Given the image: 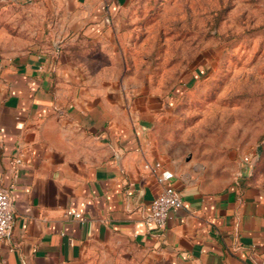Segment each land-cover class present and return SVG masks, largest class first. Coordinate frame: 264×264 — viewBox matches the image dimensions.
I'll return each instance as SVG.
<instances>
[{
	"label": "crops",
	"instance_id": "0c3cea01",
	"mask_svg": "<svg viewBox=\"0 0 264 264\" xmlns=\"http://www.w3.org/2000/svg\"><path fill=\"white\" fill-rule=\"evenodd\" d=\"M133 1L0 0V186L15 210L0 264H264L251 167L224 188L184 181L157 137L179 85L124 75ZM157 162L183 200L163 228L146 220Z\"/></svg>",
	"mask_w": 264,
	"mask_h": 264
},
{
	"label": "rangeland",
	"instance_id": "374dc122",
	"mask_svg": "<svg viewBox=\"0 0 264 264\" xmlns=\"http://www.w3.org/2000/svg\"><path fill=\"white\" fill-rule=\"evenodd\" d=\"M124 75L177 95L157 137L187 183L264 191V0H135ZM246 171V170H245Z\"/></svg>",
	"mask_w": 264,
	"mask_h": 264
},
{
	"label": "built area",
	"instance_id": "2783aa9c",
	"mask_svg": "<svg viewBox=\"0 0 264 264\" xmlns=\"http://www.w3.org/2000/svg\"><path fill=\"white\" fill-rule=\"evenodd\" d=\"M247 165L251 167L253 158H246ZM17 162H20L18 159ZM146 167H150L147 165ZM155 167L160 170L157 179L161 185L160 193L153 199L150 207V213L147 216V222L155 223L158 228H163L166 224L168 214L173 209H178L183 205L181 192L172 184L175 178V172L162 168V164L157 162ZM162 168V169H161ZM76 218L81 214L72 213ZM15 223V210L11 191L8 188L0 186V238H8L13 230Z\"/></svg>",
	"mask_w": 264,
	"mask_h": 264
}]
</instances>
